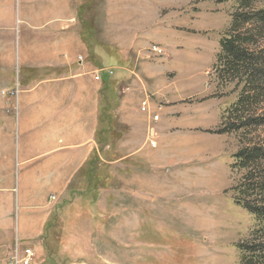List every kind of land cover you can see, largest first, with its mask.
<instances>
[{
  "label": "rangeland",
  "instance_id": "374dc122",
  "mask_svg": "<svg viewBox=\"0 0 264 264\" xmlns=\"http://www.w3.org/2000/svg\"><path fill=\"white\" fill-rule=\"evenodd\" d=\"M249 2L243 8L248 14L264 9V0ZM82 3L77 16L84 40L94 52L92 59L103 63L100 76L106 80L116 71L111 55L114 10L126 28L134 25L147 32L150 51L153 45L165 49L164 56L153 57L167 58L170 89L176 81L179 87L169 104L178 105L190 121L183 135L187 144L193 139L198 151L194 156L189 147L180 152L177 168L148 167L145 151L151 140L147 134L145 141L141 131L143 117L135 114L121 121L117 98L107 86L99 149L59 201L46 230L44 251L38 258L36 253L31 264H258V254L264 260V247L248 248L253 259L242 260L239 244L264 243V235L260 231L250 237L258 223L237 198L238 187L251 174L235 167V154L249 142L264 150V73L260 101L253 95L246 108L231 115L238 127L220 131L231 122L227 112L251 88L245 75L223 77L216 65L240 0ZM252 34L251 57L259 58L264 68V30ZM175 56L183 70L174 68ZM175 152H168V158L176 157ZM7 256L0 264H7Z\"/></svg>",
  "mask_w": 264,
  "mask_h": 264
},
{
  "label": "crops",
  "instance_id": "0c3cea01",
  "mask_svg": "<svg viewBox=\"0 0 264 264\" xmlns=\"http://www.w3.org/2000/svg\"><path fill=\"white\" fill-rule=\"evenodd\" d=\"M108 2L113 4L104 0ZM82 4L0 0V260L8 255L3 260L7 264L17 247L34 248L37 258L44 251L59 201L99 149L106 88L104 77L96 75L105 67L92 59L94 52L84 40L77 16ZM117 12H112L111 55L120 119L141 115L145 141L150 126L157 131L156 146L146 142L148 167L177 168L180 152L190 148L194 156L198 151L193 139L187 144L183 135L190 121L178 105L169 104L179 95L178 81L170 89L167 58H154L147 32L134 25L126 28ZM178 56L177 66L173 64L177 70L182 69ZM146 96L153 113L156 105L162 106L156 122L141 110ZM172 151L176 157L168 158Z\"/></svg>",
  "mask_w": 264,
  "mask_h": 264
},
{
  "label": "trees",
  "instance_id": "16d2710c",
  "mask_svg": "<svg viewBox=\"0 0 264 264\" xmlns=\"http://www.w3.org/2000/svg\"><path fill=\"white\" fill-rule=\"evenodd\" d=\"M249 3V0H240V5L233 14V20L228 36L224 37L221 41V50L217 58L216 65L220 66L223 77L228 76L233 79H238L240 76L245 75L246 86L251 87L249 92L246 90L244 95L240 96L234 106L235 108L227 112L230 113V116L228 117H231V122H225L226 126L220 130L222 132L227 131V129L232 127H238L235 122H232L234 120L231 115L237 114L243 108H246L247 102L252 100L251 97L253 95L258 102L260 101V96H262L259 86L261 85L260 77L262 76L261 73H264V68L261 67L259 58L257 61V59L251 57L253 53L251 49L253 38L251 37L255 30L258 33H263L264 9L259 10L256 14H248L247 12H244L246 11L244 9L249 6ZM91 55L93 54L91 53ZM105 77L106 89L104 90V93L107 91V86H110V91L112 90V92H114L113 95L115 96L114 78L109 77V80H106ZM103 109L104 105L102 106V113ZM228 117L226 118L224 114V119H227L226 121H228ZM235 158L237 160L235 167L248 169L249 174H251V176L247 175L246 182L238 187V195H240V197L237 198V202L243 204L244 207L256 217L258 224L250 235L251 239H253L254 234H258L260 231L264 235V150L262 149V146L257 145L254 142H249L244 148L235 154ZM256 247H264V243L255 245L250 242H241L239 244V248L242 252V260L244 262H246L247 259H253L252 256L248 257V253L251 251L248 248L252 249ZM258 255L254 256L256 258L259 257L258 264H264V260Z\"/></svg>",
  "mask_w": 264,
  "mask_h": 264
},
{
  "label": "built area",
  "instance_id": "2783aa9c",
  "mask_svg": "<svg viewBox=\"0 0 264 264\" xmlns=\"http://www.w3.org/2000/svg\"><path fill=\"white\" fill-rule=\"evenodd\" d=\"M151 51L158 56H164L166 54V51L164 48L160 47L159 45H153L151 47ZM80 59L82 57L80 56ZM97 79H100L101 76L100 74L96 75ZM17 93V92H16ZM152 100L150 96H146L144 100L141 102V110L145 113H149L152 120L154 122L159 120V114L158 111L162 109L161 105H156V111L153 113L152 112ZM156 130L153 126H150L148 135L150 137V143L153 147L156 146L157 140L155 138ZM54 198V197H53ZM36 256V251L32 247H25L23 250L16 248L14 254L11 256L9 263L8 264H31L32 261L34 260V257Z\"/></svg>",
  "mask_w": 264,
  "mask_h": 264
}]
</instances>
